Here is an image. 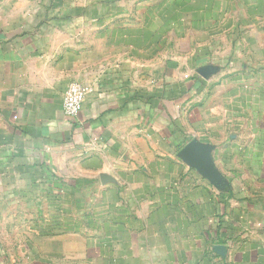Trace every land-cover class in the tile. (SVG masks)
I'll list each match as a JSON object with an SVG mask.
<instances>
[{
  "label": "crops",
  "instance_id": "obj_1",
  "mask_svg": "<svg viewBox=\"0 0 264 264\" xmlns=\"http://www.w3.org/2000/svg\"><path fill=\"white\" fill-rule=\"evenodd\" d=\"M0 264H264V0H0Z\"/></svg>",
  "mask_w": 264,
  "mask_h": 264
},
{
  "label": "built area",
  "instance_id": "obj_2",
  "mask_svg": "<svg viewBox=\"0 0 264 264\" xmlns=\"http://www.w3.org/2000/svg\"><path fill=\"white\" fill-rule=\"evenodd\" d=\"M86 95L85 85L79 82L70 83L63 98V110L68 120H74L79 116Z\"/></svg>",
  "mask_w": 264,
  "mask_h": 264
}]
</instances>
